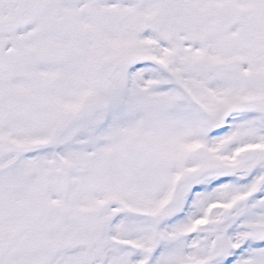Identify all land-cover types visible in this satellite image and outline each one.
<instances>
[{"label": "snow or ice", "instance_id": "obj_1", "mask_svg": "<svg viewBox=\"0 0 264 264\" xmlns=\"http://www.w3.org/2000/svg\"><path fill=\"white\" fill-rule=\"evenodd\" d=\"M0 264H264V0H0Z\"/></svg>", "mask_w": 264, "mask_h": 264}]
</instances>
